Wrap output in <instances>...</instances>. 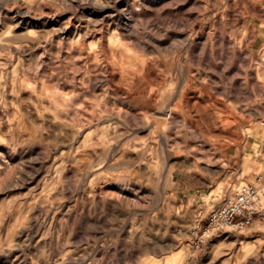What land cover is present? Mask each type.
<instances>
[{"label":"rangeland","instance_id":"rangeland-1","mask_svg":"<svg viewBox=\"0 0 264 264\" xmlns=\"http://www.w3.org/2000/svg\"><path fill=\"white\" fill-rule=\"evenodd\" d=\"M236 1L0 0V264H264V218L191 232L256 175L264 200V14L224 44Z\"/></svg>","mask_w":264,"mask_h":264},{"label":"bare ground","instance_id":"bare-ground-1","mask_svg":"<svg viewBox=\"0 0 264 264\" xmlns=\"http://www.w3.org/2000/svg\"><path fill=\"white\" fill-rule=\"evenodd\" d=\"M129 2V1H128ZM144 2V1H143ZM153 2V1H152ZM237 7H239V10L234 8L231 9V13L228 14V28L226 29V32L222 34L221 42L224 44H231L234 42L235 39H238L241 37L239 43H244L245 46L248 45V43H254L256 38L258 37V33L256 31L255 24L252 22L251 19H260L264 12L262 10V2L259 0H237ZM139 3V2H138ZM228 3V2H227ZM131 4V3H130ZM226 4V3H225ZM107 6V5H106ZM146 6V5H145ZM151 6V5H150ZM205 6V5H204ZM208 7V6H207ZM125 8V7H124ZM232 8V7H231ZM139 9V8H138ZM205 9V8H204ZM100 11V10H99ZM135 11L129 10L126 11L128 16H125L122 12H119L118 16L120 18L125 19L127 22H130L131 20L136 17ZM107 13V12H106ZM202 13V12H201ZM108 14V13H107ZM106 14V15H107ZM104 17V16H102ZM108 19V18H106ZM114 19V18H113ZM109 20V19H108ZM132 22V21H131ZM117 24V23H116ZM124 24V23H123ZM127 26V25H126ZM193 26V25H192ZM225 26V25H224ZM238 26H246V32L245 34H240L238 31L235 36H232L228 29L237 28ZM119 27V26H118ZM211 30V29H210ZM231 31V30H230ZM261 36L264 35V28L261 26ZM177 35V34H176ZM175 35V36H176ZM208 35V34H207ZM179 36V35H178ZM181 36V35H180ZM208 37V36H207ZM211 37V36H210ZM172 40V38H171ZM187 42H189V38L187 37L185 39ZM184 40V41H185ZM192 41V40H191ZM175 42V40H174ZM237 43V42H236ZM176 45V44H175ZM187 45V44H186ZM223 45V44H222ZM234 45V44H233ZM236 46V45H235ZM249 47V46H248ZM247 47V48H248ZM235 48V47H234ZM245 48V47H244ZM176 49V48H175ZM224 49V48H223ZM206 50V49H205ZM204 50V51H205ZM217 50V49H216ZM231 51V50H230ZM236 51V49H235ZM249 51V50H248ZM208 52V51H207ZM219 52V51H218ZM222 52V51H220ZM241 54V53H240ZM239 54V55H240ZM245 54V53H244ZM197 55V54H196ZM219 55V54H218ZM205 57V55H204ZM240 57V56H239ZM196 58V57H195ZM197 59V58H196ZM204 59V58H202ZM243 60V59H242ZM202 61V60H201ZM244 61V60H243ZM143 68V67H142ZM146 68V67H145ZM144 68V70H145ZM146 71L148 74H151V76L154 74L152 69L150 67L146 68ZM251 71V70H250ZM154 76V75H153ZM189 78V77H188ZM158 79V78H157ZM187 80V79H186ZM189 82V80H188ZM185 83V82H184ZM238 85V84H237ZM188 87V86H186ZM185 87V88H186ZM190 89V88H189ZM182 90V89H181ZM184 91V89H183ZM183 91H180L181 93ZM189 91V90H188ZM192 91V90H190ZM196 91V90H195ZM185 93V91L183 92ZM190 93V92H189ZM188 93V95H189ZM206 94V93H205ZM230 94V95H229ZM184 95V94H183ZM187 95V96H188ZM192 95V94H191ZM224 95L226 97L235 98L234 95H232V92H224ZM186 96V97H187ZM207 96V95H206ZM190 97V95H189ZM192 98V97H191ZM197 99V98H196ZM210 99V98H209ZM216 100V99H215ZM206 101V100H205ZM201 102V101H200ZM215 101H213L214 103ZM194 103V102H193ZM177 106V105H176ZM222 107V105H220ZM170 109V108H169ZM221 109V108H220ZM175 109H172V111ZM225 112V111H223ZM163 114V113H161ZM172 114V113H170ZM170 114H166L165 117L157 118L158 123L166 122L168 116L170 117ZM206 114V113H205ZM237 114L233 111H226L225 113L220 114L218 117V122H212L207 125V137L205 136V139H207L210 143V145L215 149L220 150H226L231 144L238 145V139L236 138L238 132L235 126V116ZM240 117V116H239ZM240 140V139H239ZM207 142V141H206ZM205 143V142H204ZM205 144H203L204 146ZM210 146V147H211ZM230 150V149H229Z\"/></svg>","mask_w":264,"mask_h":264},{"label":"built area","instance_id":"built-area-1","mask_svg":"<svg viewBox=\"0 0 264 264\" xmlns=\"http://www.w3.org/2000/svg\"><path fill=\"white\" fill-rule=\"evenodd\" d=\"M262 176L240 184L208 210L202 224L192 226L196 243L224 231H245L257 218H264Z\"/></svg>","mask_w":264,"mask_h":264}]
</instances>
